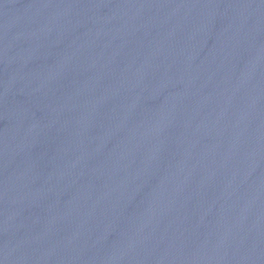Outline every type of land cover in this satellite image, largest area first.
Returning <instances> with one entry per match:
<instances>
[{
	"label": "water",
	"instance_id": "1",
	"mask_svg": "<svg viewBox=\"0 0 264 264\" xmlns=\"http://www.w3.org/2000/svg\"><path fill=\"white\" fill-rule=\"evenodd\" d=\"M0 264H264V0H0Z\"/></svg>",
	"mask_w": 264,
	"mask_h": 264
}]
</instances>
